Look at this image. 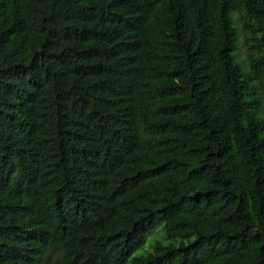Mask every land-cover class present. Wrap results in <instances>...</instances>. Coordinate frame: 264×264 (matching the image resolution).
<instances>
[{"label": "trees", "instance_id": "trees-1", "mask_svg": "<svg viewBox=\"0 0 264 264\" xmlns=\"http://www.w3.org/2000/svg\"><path fill=\"white\" fill-rule=\"evenodd\" d=\"M0 264H264V0H0Z\"/></svg>", "mask_w": 264, "mask_h": 264}, {"label": "rangeland", "instance_id": "rangeland-1", "mask_svg": "<svg viewBox=\"0 0 264 264\" xmlns=\"http://www.w3.org/2000/svg\"><path fill=\"white\" fill-rule=\"evenodd\" d=\"M246 50H247V47L245 45V36L242 33H240L238 36V41H237V54H238L239 60L243 63L244 66H247ZM154 240H160L162 242H166V240L163 238V231H162L161 225L156 226L152 230V232L148 233L144 245L138 250H136L134 254H139L141 252H144L143 250L148 249Z\"/></svg>", "mask_w": 264, "mask_h": 264}]
</instances>
